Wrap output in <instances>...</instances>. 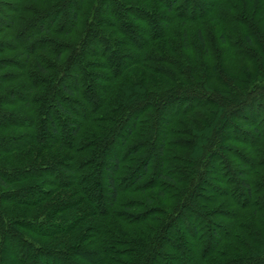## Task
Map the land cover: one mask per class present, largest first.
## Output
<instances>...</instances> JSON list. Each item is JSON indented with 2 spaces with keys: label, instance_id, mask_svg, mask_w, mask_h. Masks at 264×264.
Returning a JSON list of instances; mask_svg holds the SVG:
<instances>
[{
  "label": "trees",
  "instance_id": "16d2710c",
  "mask_svg": "<svg viewBox=\"0 0 264 264\" xmlns=\"http://www.w3.org/2000/svg\"><path fill=\"white\" fill-rule=\"evenodd\" d=\"M0 264H264V0H0Z\"/></svg>",
  "mask_w": 264,
  "mask_h": 264
},
{
  "label": "rangeland",
  "instance_id": "374dc122",
  "mask_svg": "<svg viewBox=\"0 0 264 264\" xmlns=\"http://www.w3.org/2000/svg\"><path fill=\"white\" fill-rule=\"evenodd\" d=\"M17 253V251H15Z\"/></svg>",
  "mask_w": 264,
  "mask_h": 264
}]
</instances>
